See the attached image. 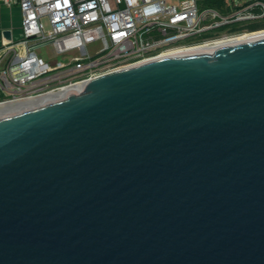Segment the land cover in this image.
<instances>
[{
	"label": "water",
	"instance_id": "water-1",
	"mask_svg": "<svg viewBox=\"0 0 264 264\" xmlns=\"http://www.w3.org/2000/svg\"><path fill=\"white\" fill-rule=\"evenodd\" d=\"M0 264H264V37L1 116Z\"/></svg>",
	"mask_w": 264,
	"mask_h": 264
},
{
	"label": "built area",
	"instance_id": "built-area-1",
	"mask_svg": "<svg viewBox=\"0 0 264 264\" xmlns=\"http://www.w3.org/2000/svg\"><path fill=\"white\" fill-rule=\"evenodd\" d=\"M226 2L224 12L202 0H0L22 13L20 38L0 46V103L264 30L248 29L264 18V0ZM48 45L53 56H41L38 49Z\"/></svg>",
	"mask_w": 264,
	"mask_h": 264
},
{
	"label": "bare ground",
	"instance_id": "bare-ground-1",
	"mask_svg": "<svg viewBox=\"0 0 264 264\" xmlns=\"http://www.w3.org/2000/svg\"><path fill=\"white\" fill-rule=\"evenodd\" d=\"M264 37V32L263 33H256V34H239L237 37L234 38H229V39H223L221 41H216L213 43L201 45L198 47H194L189 50H182V51H173L172 54L179 53V52H186V51H213L219 47L225 46V45H230V44H235L238 42H243V41H248V40H254ZM83 85H73L69 87H65L62 90H59L55 93L47 94L44 96L36 97L35 98H28L24 100H18V101H7V102H2L0 103V117L4 115H10L14 111H17L19 109L26 108L27 106L31 105H42L45 101H47L48 98L52 97L54 99H60L62 98L66 93H68L71 90H82L84 88Z\"/></svg>",
	"mask_w": 264,
	"mask_h": 264
},
{
	"label": "crops",
	"instance_id": "crops-1",
	"mask_svg": "<svg viewBox=\"0 0 264 264\" xmlns=\"http://www.w3.org/2000/svg\"><path fill=\"white\" fill-rule=\"evenodd\" d=\"M22 13L18 5L0 4V46L6 40L21 36Z\"/></svg>",
	"mask_w": 264,
	"mask_h": 264
},
{
	"label": "trees",
	"instance_id": "trees-1",
	"mask_svg": "<svg viewBox=\"0 0 264 264\" xmlns=\"http://www.w3.org/2000/svg\"><path fill=\"white\" fill-rule=\"evenodd\" d=\"M203 6H211L216 7L222 11H226L228 8L226 0H202ZM264 28V18L259 22H254L252 24L248 25V29L251 31L258 30ZM3 98L2 95H0V100Z\"/></svg>",
	"mask_w": 264,
	"mask_h": 264
},
{
	"label": "rangeland",
	"instance_id": "rangeland-1",
	"mask_svg": "<svg viewBox=\"0 0 264 264\" xmlns=\"http://www.w3.org/2000/svg\"><path fill=\"white\" fill-rule=\"evenodd\" d=\"M230 1H235L236 4H240V3H244L246 0H230ZM45 23H46V26L49 27V24H48V21L45 19ZM263 30H260V31H256V32H251L249 34H256V33H260L262 32ZM90 48H92V46H90ZM38 52L41 56H44V57H50V56H53V53H54V50H53V47L51 45H48L44 48H40L38 49ZM57 58L60 59V56H58Z\"/></svg>",
	"mask_w": 264,
	"mask_h": 264
},
{
	"label": "flooded vegetation",
	"instance_id": "flooded-vegetation-1",
	"mask_svg": "<svg viewBox=\"0 0 264 264\" xmlns=\"http://www.w3.org/2000/svg\"><path fill=\"white\" fill-rule=\"evenodd\" d=\"M263 32H264V30L262 32H260V33H263Z\"/></svg>",
	"mask_w": 264,
	"mask_h": 264
}]
</instances>
